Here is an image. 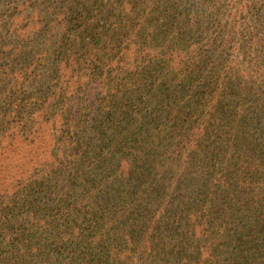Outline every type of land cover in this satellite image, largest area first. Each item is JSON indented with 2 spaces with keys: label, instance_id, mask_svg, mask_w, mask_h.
<instances>
[{
  "label": "trees",
  "instance_id": "1",
  "mask_svg": "<svg viewBox=\"0 0 264 264\" xmlns=\"http://www.w3.org/2000/svg\"><path fill=\"white\" fill-rule=\"evenodd\" d=\"M0 264H264V3L0 0Z\"/></svg>",
  "mask_w": 264,
  "mask_h": 264
},
{
  "label": "rangeland",
  "instance_id": "2",
  "mask_svg": "<svg viewBox=\"0 0 264 264\" xmlns=\"http://www.w3.org/2000/svg\"><path fill=\"white\" fill-rule=\"evenodd\" d=\"M260 3H264V0H260ZM254 52H255V55H256V56H260L259 53H256V51H254Z\"/></svg>",
  "mask_w": 264,
  "mask_h": 264
}]
</instances>
